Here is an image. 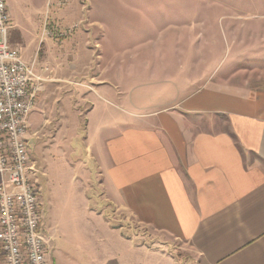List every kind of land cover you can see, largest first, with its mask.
Returning <instances> with one entry per match:
<instances>
[{"label": "rangeland", "instance_id": "1", "mask_svg": "<svg viewBox=\"0 0 264 264\" xmlns=\"http://www.w3.org/2000/svg\"><path fill=\"white\" fill-rule=\"evenodd\" d=\"M6 2L14 25L11 42L26 62L35 60L43 79L29 136L44 229L53 241L51 264H137L118 230L123 228L124 235L132 227L143 236L149 232L98 185L102 137L112 136L105 132L113 117L119 119L121 134L128 129L135 99L146 98L150 111H162L169 102L164 80L172 76L181 86L197 74L194 63L201 64V71L190 93L214 77H233L238 86L250 80L264 83V59L255 57L264 53V0ZM101 37L103 61L96 55ZM210 56L218 70L244 72L218 71L216 76L203 65ZM97 62L118 87L103 98L88 85L95 84L89 80L97 77ZM153 243L179 264L202 263L196 252L172 238L154 235Z\"/></svg>", "mask_w": 264, "mask_h": 264}, {"label": "crops", "instance_id": "2", "mask_svg": "<svg viewBox=\"0 0 264 264\" xmlns=\"http://www.w3.org/2000/svg\"><path fill=\"white\" fill-rule=\"evenodd\" d=\"M102 42L101 37L99 61L105 55ZM255 57L264 59V53ZM211 58L203 65L216 76L244 72L218 70ZM97 64V77L89 80L95 84H87L103 98L118 87ZM193 65L200 74L201 64ZM197 74L181 86L172 76L164 80L169 102L162 111H150L146 98L135 99L122 134L119 119L112 118L105 132L112 136L103 135L98 152V185L149 232L118 230L137 264H179L154 246V235L183 243L201 264H264V83L238 86L233 77H214L190 93Z\"/></svg>", "mask_w": 264, "mask_h": 264}, {"label": "built area", "instance_id": "3", "mask_svg": "<svg viewBox=\"0 0 264 264\" xmlns=\"http://www.w3.org/2000/svg\"><path fill=\"white\" fill-rule=\"evenodd\" d=\"M6 0H0V264H51L52 238L43 224L39 170L31 157L30 115L43 79L35 60L12 44Z\"/></svg>", "mask_w": 264, "mask_h": 264}]
</instances>
